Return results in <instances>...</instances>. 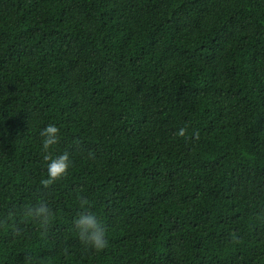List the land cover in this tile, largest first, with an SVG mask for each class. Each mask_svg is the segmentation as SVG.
Here are the masks:
<instances>
[{
    "label": "trees",
    "instance_id": "16d2710c",
    "mask_svg": "<svg viewBox=\"0 0 264 264\" xmlns=\"http://www.w3.org/2000/svg\"><path fill=\"white\" fill-rule=\"evenodd\" d=\"M0 264H264V0H0Z\"/></svg>",
    "mask_w": 264,
    "mask_h": 264
},
{
    "label": "clouds",
    "instance_id": "9594fccd",
    "mask_svg": "<svg viewBox=\"0 0 264 264\" xmlns=\"http://www.w3.org/2000/svg\"><path fill=\"white\" fill-rule=\"evenodd\" d=\"M40 135L42 136V150L45 153L47 178L41 183L48 187L55 181L63 178L71 167V158L68 152L52 156L49 150L57 144L59 129L54 124L45 127ZM178 135L183 137L185 129L181 128ZM51 209L46 203H40L37 206L27 210V215L36 218L42 223H47L51 216ZM74 226L78 232L81 242L88 248L95 251H102L107 245V236L104 226L101 224L97 215L91 210H83L75 217Z\"/></svg>",
    "mask_w": 264,
    "mask_h": 264
}]
</instances>
